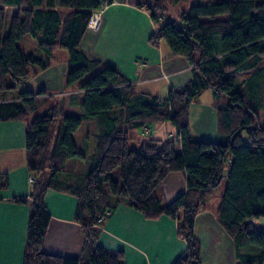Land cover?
<instances>
[{
	"label": "trees",
	"instance_id": "1",
	"mask_svg": "<svg viewBox=\"0 0 264 264\" xmlns=\"http://www.w3.org/2000/svg\"><path fill=\"white\" fill-rule=\"evenodd\" d=\"M179 1L143 4L157 24L151 42L165 41L173 55L188 60L194 73L186 85L171 88L161 101L138 91L116 67L80 46L92 12L104 0H0V90L15 87L12 80L20 82L49 68L54 52L66 48L70 54L67 85H76L82 92L80 101L72 96L80 113L66 114L65 95L49 103L55 95L38 98L29 89L13 100L0 101V119H23L37 108L44 110L26 128L33 200L23 264H126L123 250L98 243L101 226L121 202L150 219L163 214L176 219L187 249L173 264H202L196 217L207 208L209 196L224 176L228 182L217 213L221 226L236 242L238 264L264 263V229L253 222L264 217V122L258 121L255 100H249L252 95L245 93L239 81L243 73L263 71L256 77L259 88L264 75V0H206L191 5L180 21L165 20L169 4ZM10 9L14 13L9 30L2 34ZM27 33L38 37L42 54L22 49L18 41ZM208 89L216 98L227 100L216 107V128L222 140L194 139L190 134L191 104ZM84 120L97 121L98 131L93 134L95 150L88 155L90 169L76 177L65 163L87 157L72 135ZM163 121L174 124L173 135L144 139L139 147H130L132 129ZM117 167L121 178L115 179L112 171ZM180 170L187 173L186 190L164 202L162 183ZM49 189L77 197L75 217L83 226L88 251L83 256L43 250L51 220L45 205Z\"/></svg>",
	"mask_w": 264,
	"mask_h": 264
},
{
	"label": "crops",
	"instance_id": "2",
	"mask_svg": "<svg viewBox=\"0 0 264 264\" xmlns=\"http://www.w3.org/2000/svg\"><path fill=\"white\" fill-rule=\"evenodd\" d=\"M145 1L104 0L99 27L97 29L88 27L80 46L89 54L116 67L136 89L147 85L146 90L139 91L156 95L160 92L159 82H162L163 88L167 87L170 90L186 85L194 73L188 60L183 56L173 55L165 41L160 40L159 45L151 42L150 36L157 24L143 6ZM28 50H31V47ZM56 51L52 65L34 76L36 79L46 72L52 77L55 75ZM69 55L68 53L65 59L67 65ZM65 72L67 73V69ZM30 78L20 82L12 80L15 87L0 90V101L18 97L21 86L33 91L38 98L55 95L49 103L60 100L58 92L65 96L76 95L79 101L82 98V92L76 85L55 89L56 85L47 87L46 83L41 82L38 83V86H41L39 91H34L32 87L34 84H30L33 83L30 82ZM63 80L64 78L61 81ZM17 83H20V86H17ZM40 90H44V93L39 94ZM193 102L197 100L194 99ZM193 102L191 120L194 111L195 122L201 124V128L206 125L209 127V124L212 125V119L208 120V116L209 114L210 118L214 116L216 131L214 136L219 138L216 128V103L206 100V103H199L194 108ZM29 120V117L0 119V183L5 182L0 186V264H23L24 260L33 200L26 147V128ZM169 123L171 122L163 121L145 126L149 128L148 131L142 127L145 133L154 129V133L152 132L148 138L144 133L142 136L139 132H132V129L130 139H135L139 146L144 139H166L176 132ZM186 178L185 170L170 173L160 189L162 200L170 202L184 192ZM20 197L29 199L17 200ZM77 202V197L71 193L56 189L47 191L45 205L51 220L43 242L45 252L71 257L88 253L84 247L83 226L75 217ZM218 204L219 201L213 205L210 198L207 208L200 211L196 217L195 235L201 243V261L202 264H238L236 242L219 222ZM253 221H257L258 227L264 229L261 218ZM98 243L109 249L123 250L126 264H173L187 249L186 240L178 233L176 219L166 214L155 219L147 218L126 202H121L101 226Z\"/></svg>",
	"mask_w": 264,
	"mask_h": 264
},
{
	"label": "rangeland",
	"instance_id": "3",
	"mask_svg": "<svg viewBox=\"0 0 264 264\" xmlns=\"http://www.w3.org/2000/svg\"><path fill=\"white\" fill-rule=\"evenodd\" d=\"M206 0H180L178 3H170L168 6V9L166 10L165 14V20L166 18L168 19H177L178 21H180V16L183 12L185 11H189L191 5H193L194 3H201V2H205ZM13 10H8L6 12V17H5V21L2 27V34H5L8 32L9 30V24H10V20L12 18L13 15ZM18 43L20 44V46L22 47V49L25 52H34L36 54H42L39 50V45H38V37L34 36L31 33H27L25 35H23L21 37V39L18 41ZM31 47V50H28ZM68 49L66 48H60L56 51L55 53V75L52 77L50 75L49 72L46 73H42V75H40V78H35L32 77L29 80H31L30 84H34L32 87L34 88V91H39L41 86H38L41 82L46 83L48 86L47 87H51V85H56L55 89H64L65 87H67V82H66V78H65V74H66V69L68 68L67 63H65V59L68 56ZM260 74H263V71H261L258 74H255L254 72L252 73H243L239 76V81L241 82V87L243 88V90L245 91V93L247 95L251 94L252 96L249 97L250 101H254L256 103V112H257V117H258V121H260V123L264 122V75H262V78L259 81V88H256V77L258 78V76H260ZM35 78V79H34ZM61 78V79H60ZM64 78L63 82L61 81ZM33 79V80H32ZM60 79V80H59ZM38 80H41L40 82H38ZM61 81V86L59 87V82ZM39 83V84H38ZM160 86V92L158 94H156L157 96L160 97L161 101H165V99L167 98L168 94H169V89L167 87L163 88L162 82L158 83ZM17 86H20V83H17ZM31 86V85H30ZM147 85H142L140 86V88H137L138 91L139 89L142 90H146ZM15 88H13L14 90ZM24 89L23 86H21V90ZM10 90V89H7ZM18 92L20 91L19 87H18ZM51 91V90H50ZM57 91V90H56ZM59 91V90H58ZM1 93V91H0ZM257 93V94H256ZM58 94H60L61 97L64 96V94L62 92H58ZM256 95V96H255ZM67 98V108H66V114L68 113H80L81 112V108L78 104L73 103V99L71 96L66 95ZM254 98V99H253ZM259 98V103H258V99ZM197 102H193L194 108L199 104V103H206V100H210L213 101L214 103H216V100H218V102L216 103V105H225L227 103V100L223 97H220L219 99L215 97L214 93L211 90H205L203 95L202 93L196 97ZM47 106V104H44L43 107L45 109V107ZM44 110L41 108H37L35 111H33L30 116L29 119H31L32 117L38 115L39 113L43 112ZM194 111H192V120L190 122V134L191 137L194 139H204V140H215V117H211L210 118V114L208 116V120L212 119L211 123L212 125L209 124V127L204 126L203 128H201V124L195 122V118L194 117ZM190 119H191V109H190ZM169 126L176 131V127L174 126V124L169 123ZM98 131V125H97V121H93V120H84L82 122V124L80 125V127L75 130L72 135L73 138L77 144V146L81 149H84V152L86 153V158H82V157H74V158H70L67 160V162L65 163V169L69 170V172L73 173L74 175H76V177H79V175H84L87 173V171L90 169L91 166V159L88 156L89 154L93 153V151L95 150V137L92 133H95ZM139 132L143 135V133L145 135L148 136L152 135V132L154 133V129L151 130V132L149 133H145L143 128H134L132 130V132ZM219 139L222 140L224 139L223 136L218 133ZM245 142H248L247 137H244ZM129 145L130 147H139L138 143L135 142V139H130L129 140ZM178 145V143H177ZM112 176L117 179V178H121L120 176V167L115 168L112 171ZM227 182L228 179L226 176H224V178L222 179L221 185L218 188V190H216L215 192L211 193V195L209 196V199L211 198L213 201V205H216V202L221 200V197L224 193V190L227 186ZM208 199V201H209ZM219 205V204H218ZM254 222V221H253ZM254 223H257V221H255ZM261 224L264 225V217L261 218ZM258 225V223H257ZM246 252H254L253 249H246Z\"/></svg>",
	"mask_w": 264,
	"mask_h": 264
},
{
	"label": "built area",
	"instance_id": "4",
	"mask_svg": "<svg viewBox=\"0 0 264 264\" xmlns=\"http://www.w3.org/2000/svg\"><path fill=\"white\" fill-rule=\"evenodd\" d=\"M101 13L102 10L100 9H96L92 12V15L90 17V20L88 22V27L93 28V29H97L100 25L101 22ZM145 130L148 131L149 128L145 127ZM30 180L33 181V176H30Z\"/></svg>",
	"mask_w": 264,
	"mask_h": 264
}]
</instances>
